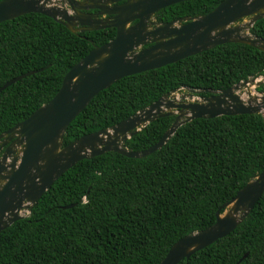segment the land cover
<instances>
[{
	"label": "trees",
	"instance_id": "16d2710c",
	"mask_svg": "<svg viewBox=\"0 0 264 264\" xmlns=\"http://www.w3.org/2000/svg\"><path fill=\"white\" fill-rule=\"evenodd\" d=\"M222 0H188L154 14L157 23L194 18ZM264 40V18L248 30ZM112 28L72 34L34 13L0 23V134L49 101L63 75ZM264 74V52L226 43L98 92L66 127L61 147L109 128L173 90L219 91ZM264 93V84L255 88ZM208 94H198L205 97ZM157 118L124 142L151 147L172 123ZM264 168L260 114L194 119L142 158L115 153L77 162L0 231V264H159L180 238L214 223L216 211ZM70 206L68 209H63ZM178 264H264V193L225 237Z\"/></svg>",
	"mask_w": 264,
	"mask_h": 264
},
{
	"label": "water",
	"instance_id": "95a60500",
	"mask_svg": "<svg viewBox=\"0 0 264 264\" xmlns=\"http://www.w3.org/2000/svg\"><path fill=\"white\" fill-rule=\"evenodd\" d=\"M185 1L188 0H0V23L34 13L72 34L114 30L111 40L93 47L67 70L49 101L0 134V231L25 217L23 211L28 215L53 182L81 160L108 152L142 158L160 149L179 126L191 120L258 114L264 110V93H257L262 104L253 106L252 100L244 104L233 93L248 79L219 91L180 88L197 96L208 95L198 99L189 95L190 101L183 103L176 101L173 90L123 121L61 147L69 123L98 92L121 78L158 69L226 43L244 44L264 52V40L248 32L255 21L264 18V0H222L202 16L166 23L154 21L158 11ZM88 10L96 12L87 13ZM244 19H248L244 26H232ZM244 30L248 34H242ZM29 74L7 81L0 91ZM169 116H173L172 123L151 147L141 152L124 147V142L147 124ZM261 116L264 118V112ZM263 193L264 168L221 205L222 211L215 212L211 226L177 240L159 264H178L228 235Z\"/></svg>",
	"mask_w": 264,
	"mask_h": 264
},
{
	"label": "rangeland",
	"instance_id": "374dc122",
	"mask_svg": "<svg viewBox=\"0 0 264 264\" xmlns=\"http://www.w3.org/2000/svg\"><path fill=\"white\" fill-rule=\"evenodd\" d=\"M247 20L248 19H244L242 21H239V22L233 24L232 26H237V25L238 26H244L245 23H247ZM242 34H248V32L246 30H244ZM257 84H258V86L261 85V84H264V74L261 75V76L255 77V79L254 78L248 79L247 83L239 85L237 90H235L233 93L237 97H239L244 104H246L247 102L251 101L254 98L253 97L254 95H257V92L255 91V88L257 87ZM258 94L262 95V93H258ZM189 95H192V99H196L198 97L197 95L190 94L188 91L183 90V89H178L173 94V96L175 97L176 101L183 102V103H186V102L190 101L189 98H188ZM182 97H184L185 99L181 100L180 98H182ZM172 114L174 115V114H176V112L173 110ZM258 114L261 115L262 113H258ZM0 154H1V152H0ZM22 215L26 216L27 213L25 211H23Z\"/></svg>",
	"mask_w": 264,
	"mask_h": 264
},
{
	"label": "bare ground",
	"instance_id": "6f19581e",
	"mask_svg": "<svg viewBox=\"0 0 264 264\" xmlns=\"http://www.w3.org/2000/svg\"><path fill=\"white\" fill-rule=\"evenodd\" d=\"M254 98L252 99V101L250 102V105L253 106V105H261V99H260V96L259 95H254L253 96ZM261 113L264 112V110H260Z\"/></svg>",
	"mask_w": 264,
	"mask_h": 264
},
{
	"label": "flooded vegetation",
	"instance_id": "af4514ba",
	"mask_svg": "<svg viewBox=\"0 0 264 264\" xmlns=\"http://www.w3.org/2000/svg\"><path fill=\"white\" fill-rule=\"evenodd\" d=\"M87 13H94V12H96L95 10H88V11H86ZM100 18H105L104 16H102V17H100ZM155 21V20H154Z\"/></svg>",
	"mask_w": 264,
	"mask_h": 264
}]
</instances>
